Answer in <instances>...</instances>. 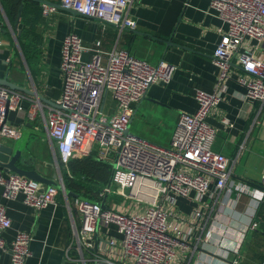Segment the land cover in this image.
<instances>
[{"label": "built area", "instance_id": "2783aa9c", "mask_svg": "<svg viewBox=\"0 0 264 264\" xmlns=\"http://www.w3.org/2000/svg\"><path fill=\"white\" fill-rule=\"evenodd\" d=\"M133 1L61 0L60 4L85 17L124 29L135 26V21L127 17ZM208 1L210 9L223 23L212 53V63L219 72L211 90H195L197 108L178 115L167 147L133 132L126 133L135 113L134 105L143 99L149 84L172 80L176 67L167 61L152 65L117 47L103 52L100 41L87 49L81 37L72 31L64 36L60 49L61 95L55 106H47V115L36 101L24 110L20 101L25 93L0 84V140L20 136V131L6 122V108L22 112L30 120L36 119L39 108L55 150L57 167L90 154L114 161L112 183L117 185L118 192L144 206L142 210L136 206L129 214L111 208L102 210L98 201L104 192L98 198H90L92 201L72 199L81 221L78 228L72 229L73 242L80 254L83 248L89 250L95 262L173 264L183 261L197 247L191 242L196 230L204 232L205 242L213 236L210 226L205 229L208 199L221 196L222 201L227 200L236 191L237 196L251 195L256 207L264 204V172L256 188L232 180L231 161L214 149L217 130L206 121L226 93L227 81L233 77L244 89L245 99L260 105V110L264 106V0ZM41 6L43 16L56 9ZM86 50L91 53L89 59L84 58ZM222 122L232 125L226 117ZM0 188L2 199L22 196V202L36 210L53 204L59 193L53 186L4 171H0ZM180 200L194 202L188 219L174 210ZM254 214L253 210L243 233L258 228ZM10 226L6 208L0 204V249L9 253L7 264H25L30 255V234L16 232L7 244L1 233ZM110 226H115L116 235L107 240L98 238L99 227ZM225 232L229 235L224 228ZM243 233L232 249L235 258L231 264L241 262ZM200 239L201 236L198 243Z\"/></svg>", "mask_w": 264, "mask_h": 264}, {"label": "crops", "instance_id": "0c3cea01", "mask_svg": "<svg viewBox=\"0 0 264 264\" xmlns=\"http://www.w3.org/2000/svg\"><path fill=\"white\" fill-rule=\"evenodd\" d=\"M47 1L61 3V0ZM25 6L31 10L41 9L31 35H28V28L35 15L29 12L24 16ZM127 17L135 21L134 28L119 29L97 18L74 15L61 8L43 16L42 6L37 2L0 0V78L9 67L8 80L29 91L19 90L25 93L20 101L22 108L28 110L36 101L47 115V106L55 104L61 95L60 49L69 32L81 37L87 49L100 41L103 52L117 47L129 50L152 65L167 61L176 67L172 80L165 84H149L145 98L134 105L135 113L128 127L148 141L149 133L159 128L168 140L178 115L196 110L195 90H211L215 83L219 70L212 63V53L223 23L210 9L208 0H134ZM90 54L86 50L84 58L89 59ZM227 88L221 102L206 117L208 124L217 130L214 149L231 161L232 180L256 188L264 172V106L260 110V105L245 99L244 89L236 84L234 77L227 81ZM37 111L36 119L30 120L22 112L8 110L6 122L19 131L29 122L34 130L47 133L41 111L39 108ZM223 117L232 125L223 123ZM14 140L1 138L0 143L11 144ZM22 156L32 157L31 165L22 166L26 169H35L45 177H52L57 171L55 150L48 135H31ZM218 198L208 199L204 212L205 229L210 226L213 236L205 242L204 232L196 230L191 242L197 247L176 264H231L235 258L232 249L243 237L241 233L247 230L253 210L258 228L243 233L239 264H263L258 255H264V204L256 207L251 195L237 196L236 191L231 192L227 200ZM68 202L59 192L53 204L36 210L24 204L22 196L4 200L0 195V204H4L11 222L1 233L2 238L9 244L16 232L30 234V255L25 264H104L95 262L86 248L81 254L78 251L71 235L74 226L78 228L81 224L80 215L72 198ZM193 206L192 201L180 200L174 210L188 219L187 214ZM224 228L229 235L224 233ZM114 235L115 226L99 227L98 238L107 240ZM9 261L8 251L0 249V264Z\"/></svg>", "mask_w": 264, "mask_h": 264}, {"label": "water", "instance_id": "95a60500", "mask_svg": "<svg viewBox=\"0 0 264 264\" xmlns=\"http://www.w3.org/2000/svg\"><path fill=\"white\" fill-rule=\"evenodd\" d=\"M32 2H37L39 4H45L49 7H56V8H61L66 10L67 12L74 14V15H81L80 13H77L75 10H71V9H67L65 7H63L60 3H56V2H50L47 0H29ZM21 5V9H22ZM20 9V10H21ZM20 16V13L18 14L17 17V23H18V18ZM83 16V15H81ZM94 18V17H93ZM14 28H17V24L14 25ZM15 53V50L12 51V54ZM9 70V67L6 70V74L3 78H0V84L1 85H5L7 87H9L10 89H14V90H24L25 92H29L27 90H25L24 88L17 86L15 84H13L11 81L8 80V75L7 72ZM146 95H144L143 99L145 98ZM41 100L44 101L43 97H40ZM154 102H156V100H152ZM53 106H55V104H52ZM6 112V117L8 116V110L7 108L5 109ZM132 131L129 130V128L126 130V133L130 134ZM33 135V136H47L46 132H43L41 130H34L31 127V124L29 122H25L24 125L20 128V136L15 139L11 144H4V143H0V171H4L6 173H11V174H17L19 176L23 175L27 178H30L36 182H40L43 185L50 187L53 186L55 187L57 190H59V192H61L65 198L69 199H79V200H88V201H92L90 198L84 196L83 194H80L78 192H74L72 190H70L69 188H67L65 186V184H63L61 175H60V167H57V171L55 172V174H53L52 177H45L44 175H42L41 173H38L35 169H26L22 166H28L32 164V157H23V151L26 149V145L27 142L29 140V137ZM100 162H103L107 165L110 166L111 171L108 177V181H107V185L104 191V194L102 196V198L100 199L99 204L102 210H108L109 207L106 203V196L108 194V191L110 190L112 183V178H113V173L115 170V162H109L103 159L98 158L97 159ZM96 234H97V229L95 232V236L94 238L96 239Z\"/></svg>", "mask_w": 264, "mask_h": 264}, {"label": "rangeland", "instance_id": "374dc122", "mask_svg": "<svg viewBox=\"0 0 264 264\" xmlns=\"http://www.w3.org/2000/svg\"><path fill=\"white\" fill-rule=\"evenodd\" d=\"M149 135L150 141L161 146H168L169 139H165V133L161 129L156 128ZM110 170L107 165L93 162L88 158H78L70 164L60 167L63 183L75 191L91 196L92 199L97 198L94 196H100L105 191ZM105 201L111 210L124 211L127 214L136 206H139L140 210L144 207L141 204L138 205L135 200H129L121 195L115 183L111 185L110 193L107 194Z\"/></svg>", "mask_w": 264, "mask_h": 264}, {"label": "trees", "instance_id": "16d2710c", "mask_svg": "<svg viewBox=\"0 0 264 264\" xmlns=\"http://www.w3.org/2000/svg\"><path fill=\"white\" fill-rule=\"evenodd\" d=\"M29 12H32V13H34V15H35V17H34V21L30 24V26H29V28H28V35H31L32 33H34V23H35V21H37V18L39 17V15H40V12H41V9H33V10H31L28 6H25L24 7V9H23V12H22V14L24 15V16H26ZM82 158H88L89 160H92L93 162L95 161V162H98V163H102V164H105V163H103V162H100V161H98L97 159V157L95 156V155H93V154H90V156H87V157H82ZM72 161H75V160H71L68 164H70ZM105 165H107V164H105ZM108 167H109V169H111L110 168V166L109 165H107ZM111 171V170H110ZM110 174V173H109ZM109 177V176H108ZM107 181H108V179H107ZM107 181H106V183H107ZM107 185V184H106ZM65 186L67 187V188H69L66 184H65ZM70 190H72V191H74V192H78V193H80L79 191H75V190H73V189H71V188H69ZM80 194H83V193H80ZM84 196H86V197H88V198H90V196H87V195H85V194H83ZM102 198V197H101ZM260 206V205H259ZM258 258L260 259V262L262 263V261H264V255L263 254H259L258 255Z\"/></svg>", "mask_w": 264, "mask_h": 264}]
</instances>
